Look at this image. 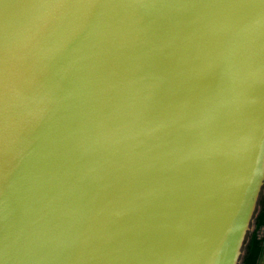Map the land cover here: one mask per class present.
<instances>
[{"label":"water","instance_id":"95a60500","mask_svg":"<svg viewBox=\"0 0 264 264\" xmlns=\"http://www.w3.org/2000/svg\"><path fill=\"white\" fill-rule=\"evenodd\" d=\"M40 9L0 27V264H243L264 195V0Z\"/></svg>","mask_w":264,"mask_h":264},{"label":"bare ground","instance_id":"6f19581e","mask_svg":"<svg viewBox=\"0 0 264 264\" xmlns=\"http://www.w3.org/2000/svg\"><path fill=\"white\" fill-rule=\"evenodd\" d=\"M46 0H0V27H11L13 26L12 29V35L16 36V34L21 30H19V27H22L25 23V15L26 18L29 15L30 18V27H32V21H31V17L34 14H39L40 13V6L43 5L45 3ZM65 2H73L77 5H79V0H64ZM24 13V14H23ZM25 36L22 35L21 38L23 39ZM27 40L29 41V45L31 47V49L33 50V44L34 42L37 40V36H27L26 39V43ZM41 53V54H40ZM39 53V56H37V58H39L46 66H48L49 69L54 70L53 67H50L51 65L54 64L56 57H55V49L54 48H49V47H45L42 52ZM36 54V53H35ZM35 55H33L34 58ZM30 70V66L25 67L23 69V72L26 74V82L25 84L22 86V88H24V92L25 93H29L30 90L32 89L31 83L28 79V73ZM15 123H14V129L19 130L21 123H20V119H15ZM16 129V132H18ZM19 133V132H18ZM21 135V133H19ZM25 147H27V144H24V150ZM1 151H8L6 149H0ZM10 154V152H9ZM9 154H8V158H9ZM2 158H5V156H3Z\"/></svg>","mask_w":264,"mask_h":264},{"label":"trees","instance_id":"16d2710c","mask_svg":"<svg viewBox=\"0 0 264 264\" xmlns=\"http://www.w3.org/2000/svg\"><path fill=\"white\" fill-rule=\"evenodd\" d=\"M264 227V195L261 200V209L256 218V227L251 235L247 252L244 258V264H259L263 253L264 238L260 236V230Z\"/></svg>","mask_w":264,"mask_h":264},{"label":"crops","instance_id":"0c3cea01","mask_svg":"<svg viewBox=\"0 0 264 264\" xmlns=\"http://www.w3.org/2000/svg\"><path fill=\"white\" fill-rule=\"evenodd\" d=\"M261 230H262V235H260V236L264 238V227H262ZM259 264H264V244H263V253H262V256L260 258Z\"/></svg>","mask_w":264,"mask_h":264},{"label":"rangeland","instance_id":"374dc122","mask_svg":"<svg viewBox=\"0 0 264 264\" xmlns=\"http://www.w3.org/2000/svg\"><path fill=\"white\" fill-rule=\"evenodd\" d=\"M262 197H263V191H262V195H261ZM260 235H262V230H260ZM244 264V263H243Z\"/></svg>","mask_w":264,"mask_h":264}]
</instances>
